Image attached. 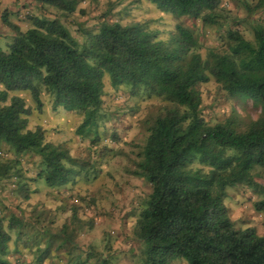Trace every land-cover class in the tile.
I'll use <instances>...</instances> for the list:
<instances>
[{
  "label": "trees",
  "instance_id": "trees-1",
  "mask_svg": "<svg viewBox=\"0 0 264 264\" xmlns=\"http://www.w3.org/2000/svg\"><path fill=\"white\" fill-rule=\"evenodd\" d=\"M80 1L25 0L22 8L29 11L23 16L30 26L22 29L7 21L13 36L7 49L0 47V177L14 176L20 183L24 173L16 165L18 156L33 152L42 164L35 179L52 188L73 183L77 161L69 148L47 140L40 126L29 128L32 107L24 97L10 92L27 91L38 110L43 106L41 94H49L54 110L81 114L77 134L93 133L91 141L95 142L105 117L107 75L114 89L126 88L131 95L162 103L145 122L147 135L134 170L150 185L134 227L142 264L175 260L264 264V235L251 226L235 227L224 203L229 187L245 185L259 196L254 209L264 211V24L253 25L252 40L238 28H229L227 48H211L203 58L195 28L181 23L163 41L145 22L104 20L96 30H85L79 42L61 18L75 13ZM148 1L163 12L199 22L200 27H220L221 19H226L222 0ZM46 6L57 14H46ZM246 7L250 12L264 9V0L249 1ZM4 12L1 16L6 21ZM210 79L227 96L250 99L260 107V115L244 120L234 109L209 123L201 111L197 86ZM112 137L116 138L114 132ZM4 146L14 158H4ZM39 215L32 222L13 212L0 215V264H18L12 261L11 251L17 253L20 247L32 251L33 246L36 256L32 260L41 264L49 258L54 242L61 247L69 241L64 234L67 225L58 230L59 235L48 226H39ZM11 231H15L13 247ZM91 259L78 264H113L107 256L94 254Z\"/></svg>",
  "mask_w": 264,
  "mask_h": 264
},
{
  "label": "rangeland",
  "instance_id": "rangeland-1",
  "mask_svg": "<svg viewBox=\"0 0 264 264\" xmlns=\"http://www.w3.org/2000/svg\"><path fill=\"white\" fill-rule=\"evenodd\" d=\"M249 1L254 3L256 0H222L221 9L226 19L225 22L224 17L221 19L223 24L220 27H200L199 22L194 24V20L188 17L163 12L148 0H81L77 11L61 20L79 42H83L85 30H96L104 20H118L122 24L145 22L156 33V38L163 41L169 38L176 24L181 23L195 28L199 52L206 58L211 48L219 51L227 48L225 33L229 28H238L246 39H253V25L256 22L264 24V9L250 12L246 7ZM108 9L111 12L105 18L103 14ZM28 11L26 8L22 14L27 15ZM45 12L51 17L57 14V10L49 6L45 7ZM7 40L5 36L0 37L2 49H7L11 39ZM104 82L102 109L105 117L103 125L98 128L99 139L95 142L91 141L93 133L77 134L81 114L63 108L54 110L49 94H41L43 106L38 110L27 91L10 92V95L24 97L32 107L28 127L43 128L47 140L64 143L77 161L73 166L78 170L75 181L58 188L35 179L42 164L40 157L33 152L18 156L16 165L24 173L20 183L17 184L14 176L0 177V215L13 212L32 222L37 214H41L39 226H48L57 233L64 224L67 225L64 234L69 236V241L61 247L54 242L49 258L41 264H78L82 260L90 263L94 254L107 256L113 264H142L141 245L134 236V227L150 185L136 176L134 170L147 135L145 122L157 113L162 103L156 98L131 95L126 88L114 89L107 75ZM197 87L201 92V111L209 123L230 115L234 109L244 120L255 119L261 113L260 107L250 99L227 96L213 79ZM113 132L116 138L112 137ZM2 151L4 158H14L13 154L6 152L5 146ZM80 164L84 165L83 169ZM23 183L27 184L26 190L21 187ZM227 191L224 203L234 226H251L258 234L264 235V211L254 209L259 196L245 185L229 187ZM50 218L53 219L50 225L44 223ZM11 235L10 245L13 247L15 231H11ZM58 239H62L61 236ZM40 245L44 247L45 242ZM34 248L29 251L20 247L17 253L11 251L10 257L14 263L18 260V264H35L32 260L36 256ZM172 264L186 263L175 260Z\"/></svg>",
  "mask_w": 264,
  "mask_h": 264
},
{
  "label": "crops",
  "instance_id": "crops-1",
  "mask_svg": "<svg viewBox=\"0 0 264 264\" xmlns=\"http://www.w3.org/2000/svg\"><path fill=\"white\" fill-rule=\"evenodd\" d=\"M24 1L25 0H0V37L5 36L6 39H8L7 41L12 39L13 36L7 21L18 24L22 29L30 26V22L26 20L22 14L25 10V8H22ZM2 11H5L4 15L7 14L6 21H4L1 16Z\"/></svg>",
  "mask_w": 264,
  "mask_h": 264
}]
</instances>
